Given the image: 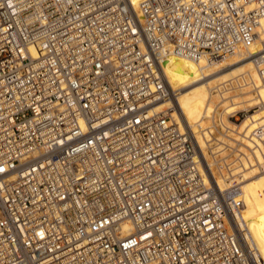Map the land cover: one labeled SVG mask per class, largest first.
Segmentation results:
<instances>
[{
	"label": "built area",
	"instance_id": "obj_1",
	"mask_svg": "<svg viewBox=\"0 0 264 264\" xmlns=\"http://www.w3.org/2000/svg\"><path fill=\"white\" fill-rule=\"evenodd\" d=\"M140 10L0 0V264H249L228 225L236 180L225 194L194 135L155 105L175 96L170 57L243 50L264 76V44L250 50L264 0Z\"/></svg>",
	"mask_w": 264,
	"mask_h": 264
},
{
	"label": "bare ground",
	"instance_id": "obj_2",
	"mask_svg": "<svg viewBox=\"0 0 264 264\" xmlns=\"http://www.w3.org/2000/svg\"><path fill=\"white\" fill-rule=\"evenodd\" d=\"M131 2L142 17L141 0ZM259 31L258 41L250 48L252 52L264 44V19ZM29 48L33 57H37L35 46ZM164 69L175 96L157 102L156 110H171L180 131L194 135L225 194L236 180L232 201L239 204V209L234 207L228 225L248 252L249 264H264L263 247L260 249L255 242L258 231H264V135L260 138L253 134L264 125V76L243 50L212 61L174 56L167 59ZM174 81L188 84L178 86ZM221 88L237 89L240 93L234 97L235 91L226 93ZM235 111L245 112L243 121L237 125L228 118ZM220 120L222 129L217 126ZM224 164L227 169L222 167ZM201 170L207 184H211V177ZM131 231L126 226L123 235Z\"/></svg>",
	"mask_w": 264,
	"mask_h": 264
},
{
	"label": "rangeland",
	"instance_id": "obj_3",
	"mask_svg": "<svg viewBox=\"0 0 264 264\" xmlns=\"http://www.w3.org/2000/svg\"><path fill=\"white\" fill-rule=\"evenodd\" d=\"M140 14H141V13H140ZM232 61H233V60H232ZM236 65H237V64H236ZM173 80H174V78H173ZM174 82H175V84H177L178 86H185V85L188 84L187 81H186V82H183V83H182V82H177V81H174ZM234 86L237 87V84H235ZM221 87H223V85H222ZM229 87L231 88V86H229ZM223 90H224V89L221 88V91H223ZM230 91H231V92H230ZM234 91H235L236 93H235ZM224 92H226V93H227V92H230L231 94H232V93H235V94H233V96H234V95H237L238 93H240V91H238L237 89H236V90H233V91H232V90H229V91H225V90H224ZM231 94H227V95H228V96H231ZM225 96H226V95H225ZM233 96H232V97H233ZM234 97H235V96H234ZM214 99H215V98H214ZM218 99H219V98H218ZM216 100H217V99H216ZM219 100H220V99H219ZM219 100H218V101H219ZM218 101H217V102H218ZM242 119H244V117L240 115V120L243 121ZM241 121H240V122H241ZM240 122H238V123H240ZM231 157H233V155H231ZM231 157H230V158H231ZM250 230H251V229H250ZM251 231H252V230H251ZM258 233H259V234L257 235L258 237H257V239H256L255 242H256V244L258 245V247H260V249L263 247V249H261V250L263 251V250H264V231L261 230V231H258ZM260 239H261V241H260ZM257 241H258V242H257ZM259 242H260L261 244H260ZM258 247H257V248H258ZM244 249H245V248H244ZM245 250H246V249H245ZM246 252H247V251H246ZM263 252H264V251H263ZM247 254H248V252H247Z\"/></svg>",
	"mask_w": 264,
	"mask_h": 264
}]
</instances>
